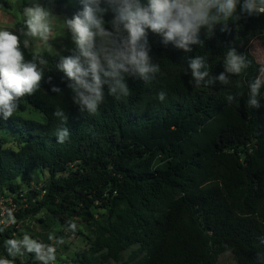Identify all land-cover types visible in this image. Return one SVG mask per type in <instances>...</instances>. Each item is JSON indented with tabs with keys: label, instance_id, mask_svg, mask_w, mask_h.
Masks as SVG:
<instances>
[{
	"label": "trees",
	"instance_id": "trees-1",
	"mask_svg": "<svg viewBox=\"0 0 264 264\" xmlns=\"http://www.w3.org/2000/svg\"><path fill=\"white\" fill-rule=\"evenodd\" d=\"M21 1L23 13L30 0ZM38 2L58 16L83 7L81 0ZM237 14L239 20L228 21L230 32L202 29L203 44L188 53L163 45L149 30L160 71L149 82L126 76L127 96L108 95L106 87L94 114L73 103L69 81L55 67L59 55L37 53L48 61L41 87L12 117L0 115V196L18 207L16 223L0 226L1 256L13 259L6 241L43 213L36 220L42 230L80 224L93 233L91 251L76 264H218L226 253L236 264H264V86L259 108L246 103L262 67L249 46L255 39L264 44V14L243 15L239 6ZM112 16L109 11L105 21ZM230 48L249 67L227 85L196 87L189 58L205 57L218 76ZM57 107L65 123L53 116ZM61 127L70 134L64 143L56 137ZM15 261L20 264L18 256Z\"/></svg>",
	"mask_w": 264,
	"mask_h": 264
},
{
	"label": "clouds",
	"instance_id": "clouds-1",
	"mask_svg": "<svg viewBox=\"0 0 264 264\" xmlns=\"http://www.w3.org/2000/svg\"><path fill=\"white\" fill-rule=\"evenodd\" d=\"M81 3L82 10L61 23V29L71 33L75 48L69 55H59L55 67L69 81L67 87L74 94L73 103L89 114H94L104 101L106 87L108 95L117 98L129 95L126 76H138L145 82L155 78L160 68L152 62L149 30L162 38L163 45L171 43L188 53L193 51L194 45L203 44L202 29L211 33L220 26L221 32H230L228 21L241 18L237 14L238 6L243 15L264 14V0H146V3L142 0H81ZM109 11L113 16L106 22L104 17ZM22 15L20 29H0V115L5 120L14 115L24 97L35 94L41 87L48 61L35 52L31 59H26L25 50H31L32 41L37 38L49 43L59 18L38 0L24 7ZM106 23L110 24V30L105 27ZM250 63L244 54L230 48L224 57V71L218 76L211 74L203 56L189 58L188 69L196 87L211 86L217 81L227 85L232 76L240 75ZM259 72L248 85L250 93L246 103L250 108L261 106L264 66ZM51 91L61 94L56 86ZM157 98L165 101V91H160ZM235 99L232 94L226 97L229 103ZM53 116L64 123L67 120L60 107ZM56 137L58 143H64L70 137L68 128L57 129ZM52 239L50 235L49 240ZM6 250L13 259L0 258V264H14L17 256L25 254H32L40 264L56 261L54 245L27 234L21 239L7 240Z\"/></svg>",
	"mask_w": 264,
	"mask_h": 264
},
{
	"label": "rangeland",
	"instance_id": "rangeland-1",
	"mask_svg": "<svg viewBox=\"0 0 264 264\" xmlns=\"http://www.w3.org/2000/svg\"><path fill=\"white\" fill-rule=\"evenodd\" d=\"M8 5L3 7L0 5V29L8 30H18L22 27L23 15L21 12L22 1L21 0H3ZM30 4L33 3V0L29 1ZM71 5L75 7V3L71 1ZM58 16V15H56ZM52 38L49 43H44L38 38L32 41V49L28 50L33 53H40L48 51L53 55H65L75 48V45L71 38V33L66 29H61V23L64 18H71L72 16L60 15L58 16ZM23 39V37H22ZM49 44L51 47H49ZM249 51L255 57L256 61L264 66V44L259 40L255 39L249 46ZM11 147L10 145L6 146ZM19 183H21L19 181ZM98 214V213H97ZM100 214V213H99ZM44 214H40L35 219H32L26 223L19 224L18 233L14 235V239H21L25 234L29 235L33 239H36L45 244H52L56 247V261L53 264H76L75 260L81 254H88L91 251V241L88 240V236L94 241L95 237L93 233L88 232L80 224H73L71 228L63 227L60 224H54L47 230H42L36 220L43 218ZM10 220L4 219L0 221V226L9 227ZM4 226H3V225ZM52 236L53 239L49 240V236ZM63 240V243L60 241ZM137 250V247H132L127 252L123 253L122 260L127 262L133 251ZM105 253H101L98 256H103ZM0 258H6L0 255ZM20 264H40L39 261H36L32 254H25L24 256H18ZM14 264H19L14 261ZM103 264H115V262H108ZM218 264H236L234 258L231 254L226 253L222 255L219 259Z\"/></svg>",
	"mask_w": 264,
	"mask_h": 264
},
{
	"label": "built area",
	"instance_id": "built-area-1",
	"mask_svg": "<svg viewBox=\"0 0 264 264\" xmlns=\"http://www.w3.org/2000/svg\"><path fill=\"white\" fill-rule=\"evenodd\" d=\"M17 212H18V207L10 197L0 196V221L1 222L2 220L8 218L11 222L10 225L15 224L16 223L15 216ZM5 228H8V227L6 226Z\"/></svg>",
	"mask_w": 264,
	"mask_h": 264
}]
</instances>
